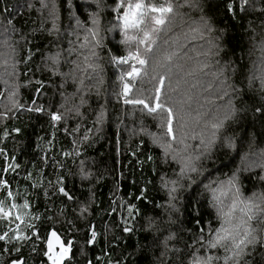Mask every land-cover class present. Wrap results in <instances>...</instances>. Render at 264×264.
I'll return each mask as SVG.
<instances>
[{
	"label": "trees",
	"instance_id": "1",
	"mask_svg": "<svg viewBox=\"0 0 264 264\" xmlns=\"http://www.w3.org/2000/svg\"><path fill=\"white\" fill-rule=\"evenodd\" d=\"M118 2L137 0H0V179L13 193L0 188V200L17 205L0 216V264H48L49 230L72 249L64 264H192L193 253L206 258L193 241L219 226L214 196L228 202L234 174L244 197L264 194V0L243 10L241 0H144L172 12L159 65L149 60L134 80L112 61L136 51L113 27ZM93 18L95 56L93 42L80 46ZM125 83L153 106L160 89L172 137L166 112L124 103ZM246 251L240 264H264V248Z\"/></svg>",
	"mask_w": 264,
	"mask_h": 264
},
{
	"label": "snow or ice",
	"instance_id": "2",
	"mask_svg": "<svg viewBox=\"0 0 264 264\" xmlns=\"http://www.w3.org/2000/svg\"><path fill=\"white\" fill-rule=\"evenodd\" d=\"M248 3V0H241L240 7L243 10L245 5ZM46 6V5H45ZM97 7H102L101 0H97ZM123 8V14L121 15L117 12V21L118 24L113 27H119L121 30V35L125 37L121 43H127L129 41L136 42V51H128L125 56H113L112 61L118 65L127 64L129 65V70L121 73V79L124 76H127L130 80H134L141 72V69L149 63V60L155 65H159V45L157 44L159 33L162 31L163 26L166 24V15L172 12L171 6H153L151 4H145L144 0H137L135 4L129 3L127 7H124L122 3L118 2L113 11ZM56 4L52 5V15L55 18ZM227 10L229 12L234 11V6L230 2L227 5ZM261 12H264V8L260 9ZM158 13V15H157ZM204 26L207 31L211 32L212 28L209 25L208 21L203 17ZM11 23V21H9ZM79 26L80 21H76ZM93 27L87 28L85 30L86 34L83 37V43L80 45L84 47L90 41L92 47L90 50L91 56H95V48L102 46L103 38L99 35V21L93 18L92 20ZM55 27V25H53ZM130 29H136L139 32H142L143 35L140 37L129 36L128 31ZM195 31V30H194ZM215 46V45H214ZM165 59H170L169 56H165ZM90 59L89 56H85V62H88ZM131 62V63H130ZM139 65L140 67H137ZM89 67L93 65L88 64ZM206 67V65H205ZM163 77L160 78V84H163ZM131 91V85L129 83L123 84L122 94L124 97L125 104L131 105H143L149 113H155L158 109L167 113V135L173 136V111L170 107H166L164 104L160 103V89H156L154 97V106L153 103H149L144 98L130 97L129 93ZM257 112H260L261 109L257 108ZM52 120L56 121L60 117L56 114L52 115ZM97 119H100V116H97ZM214 128L219 127V124H214ZM192 171H196L193 167ZM3 171L7 172V169ZM183 171V168L181 169ZM236 176L228 181V189L222 193L226 196L228 191H231L232 195L228 199V202L225 203L223 199L219 196H214L216 200V212L217 218L219 220V226L215 230L209 229L208 237L205 239L204 229L201 227L199 229L198 238L193 241V245L199 243L206 258L196 256L193 253L195 259L192 261V264H219L222 260L223 264H240L241 258L247 255V249L251 247L253 250L259 245L264 248V194L256 196L253 193L252 197H244L240 191V188L236 184ZM261 180H264V175L260 176ZM173 184L176 182L173 181ZM0 188L4 189L7 192V198H12L13 193L8 190L9 182L5 179H0ZM61 193L65 196L69 194L64 190L63 187L59 189ZM175 188L170 191V199H174L171 196V192H174ZM214 192L217 190H213ZM69 199L71 197L69 196ZM5 202L0 200V216L8 218L12 215V210L17 208L15 203H12L9 206V210L5 211ZM24 208L28 207V202L25 201ZM174 207V206H173ZM129 212L133 211V206H129ZM16 220H22L21 215L15 216ZM199 223V222H198ZM29 228L32 225H28ZM19 228V225H17ZM128 229H125L127 231ZM92 236L95 237V232L92 233ZM8 233L5 232L3 235H0V241L7 242ZM13 240L27 239L26 236H21L19 233L11 237ZM71 242L69 241L68 244ZM193 245H189L192 247ZM15 247V245H13ZM46 247L47 251L44 253L47 256L51 264H60L61 260L69 251L68 247L65 246V243L61 241L60 236L56 231H52L48 234L46 238ZM59 248L60 251L57 253L56 248ZM213 250L219 252L222 251L224 255L221 257L218 254H213ZM199 251V249L197 250ZM12 264H19L17 258L16 261H13Z\"/></svg>",
	"mask_w": 264,
	"mask_h": 264
},
{
	"label": "water",
	"instance_id": "3",
	"mask_svg": "<svg viewBox=\"0 0 264 264\" xmlns=\"http://www.w3.org/2000/svg\"><path fill=\"white\" fill-rule=\"evenodd\" d=\"M52 231H54V230H49L48 234H49L50 232H52ZM48 234H47V236H48ZM57 234H58V233H57ZM58 235H59V234H58ZM46 238H47V237H46ZM60 238H61V237H60ZM61 241L63 242L62 238H61ZM45 246H46V241H45ZM66 247H68L69 251H68L67 254L64 256V258L61 260L60 264H64V262L70 258V255H71V251H72V249H71V247H69V246H66ZM46 248H47V247H46ZM57 249H59V248L57 247V248L55 249L56 252H57ZM59 251H60V249H59ZM59 251H58V253H59ZM14 261H16V260H14ZM12 262H13V261L9 262L8 264H12ZM49 262H50V261H49ZM19 264H24V259H19ZM50 264H51V262H50Z\"/></svg>",
	"mask_w": 264,
	"mask_h": 264
},
{
	"label": "flooded vegetation",
	"instance_id": "4",
	"mask_svg": "<svg viewBox=\"0 0 264 264\" xmlns=\"http://www.w3.org/2000/svg\"><path fill=\"white\" fill-rule=\"evenodd\" d=\"M65 246H67V245L65 244ZM45 248H46V246H45ZM46 251H47V248H46ZM58 251H59V249H57V253H58ZM46 259H47L48 264H50V262H49L47 256H46Z\"/></svg>",
	"mask_w": 264,
	"mask_h": 264
}]
</instances>
